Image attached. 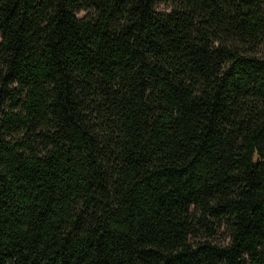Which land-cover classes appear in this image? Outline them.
Returning a JSON list of instances; mask_svg holds the SVG:
<instances>
[{
    "label": "trees",
    "instance_id": "16d2710c",
    "mask_svg": "<svg viewBox=\"0 0 264 264\" xmlns=\"http://www.w3.org/2000/svg\"><path fill=\"white\" fill-rule=\"evenodd\" d=\"M0 264H264V0H0Z\"/></svg>",
    "mask_w": 264,
    "mask_h": 264
},
{
    "label": "rangeland",
    "instance_id": "374dc122",
    "mask_svg": "<svg viewBox=\"0 0 264 264\" xmlns=\"http://www.w3.org/2000/svg\"><path fill=\"white\" fill-rule=\"evenodd\" d=\"M159 7H160V8H164L165 5H164L163 3H161V4L159 5ZM83 13H84V11H81V12H80V15L83 14Z\"/></svg>",
    "mask_w": 264,
    "mask_h": 264
}]
</instances>
